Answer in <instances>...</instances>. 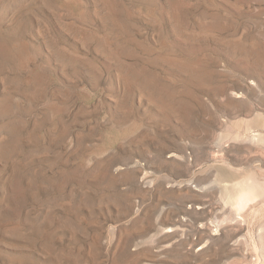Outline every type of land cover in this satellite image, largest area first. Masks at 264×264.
Listing matches in <instances>:
<instances>
[{"label":"rangeland","instance_id":"1","mask_svg":"<svg viewBox=\"0 0 264 264\" xmlns=\"http://www.w3.org/2000/svg\"><path fill=\"white\" fill-rule=\"evenodd\" d=\"M111 2L116 19L133 12L124 47L96 0H26L13 17L0 18V57L6 58L0 79L21 83L18 89L0 80V98L11 94L16 119L27 129L39 123L31 131L38 142L57 134L60 122L67 129L41 153L28 142L31 168L50 177L107 159L106 171L87 177L90 207L71 210L61 205L67 200L49 206L67 197L54 188L25 196L19 207L1 201L0 264H258L264 191L242 211L247 221L235 223L237 209L224 206L214 174L223 163L224 184L242 178L264 184V153L239 135L264 134V0ZM86 30L107 34V53L84 38ZM20 40L34 55L19 69L11 45ZM167 52L193 64L201 80ZM4 162L0 200L8 191ZM43 208L57 222L36 220ZM167 226L173 235L164 232Z\"/></svg>","mask_w":264,"mask_h":264},{"label":"bare ground","instance_id":"2","mask_svg":"<svg viewBox=\"0 0 264 264\" xmlns=\"http://www.w3.org/2000/svg\"><path fill=\"white\" fill-rule=\"evenodd\" d=\"M23 1H26V0H0V18L6 17V16H10V18L13 17L15 10H17V8L22 4ZM96 1H98V4L100 5V12L102 13L101 15H102L103 21L107 24V15H108V17H110V19L112 21V24L115 25L116 30L118 32V35H120V37L118 39L119 43L117 45L124 47V46H122L123 42H121V41H124L125 36L127 37L128 33H130L129 31L131 30L130 29L131 25L129 23L130 21L128 20L127 16L128 17L131 16L133 14V12L131 10L129 12L126 10V12H127V14H125L126 18L121 17L119 19L118 18L116 19L115 14H112L114 12L113 11L114 10V3L111 2V0H96ZM121 9H123V8H121ZM107 11H108V13H107ZM123 11H119V12H123ZM80 17H82V16H80ZM83 34H84V36H86L84 38H86L88 40L91 39L92 41H95V43L99 47H101L105 53H107V34H103V36H100L97 33L90 31V30L83 31ZM126 40H128V37H127V39H125V41ZM6 44L4 43L3 46ZM10 45H11V43H10ZM128 45L130 46V44H128ZM131 45H133V43ZM11 48L15 49L14 51H16L18 53V57H19L18 61H14V67H16V68L19 67V69H20V68H23L27 62H29V61L32 62L34 53L32 50H30V48L28 47V44H26L25 42L20 40L17 45L12 44ZM8 49H9V47H8ZM59 51H61V50H59ZM111 52H112V50H111ZM58 53H60V52H58ZM64 53H63V55H60V58L65 60V61H69V60H67L68 58L67 59L65 58L66 54H64ZM170 53L171 52H167L166 58L173 60L175 63H178L179 65L183 64L180 67H183L184 65H186L184 63L183 59H179L177 57L175 58L174 55H171ZM0 58H2V59H0V73L2 71L4 73V71L6 69V67H5L6 58L4 57V55L1 56ZM169 59H167V60H169ZM72 60H74V62L76 61L74 58ZM72 60H70V61H72ZM187 65H189V64H187ZM187 65L184 66L183 68L186 71H188L191 75H193L198 81H200L202 77L200 78V73L197 72V70L195 69V66H193V64L189 65V66H187ZM8 67H10V66H8ZM3 68H5V69L3 70ZM9 69L11 70V68H9ZM12 71H13V69H12ZM39 76L34 77L35 87H37L38 90L43 91V87L41 85V81H40ZM203 76H205V75H203ZM6 77H7V75L4 76V78L6 80L0 79L2 84L7 83V84H5V86L6 85L8 86L10 84V82H13L14 85L16 86V88H18V89L21 88L20 87L21 83L18 81L17 77L11 76L10 80H9V78H6ZM138 77L140 78L141 76H138ZM0 78H2V77H0ZM147 78H148V76H147ZM131 79H132V77H131ZM13 83H11V85ZM143 84H144V82H143ZM150 90H152V89L150 88ZM10 95L6 94L0 98V120H3L2 122H0V160H4L6 162V166L3 167L4 171H3V174L1 175V177H2V184H3L4 188L6 189V191L8 190L5 197L3 196L2 199L0 200V202L5 201L14 207H19V205L21 204V202L23 200L22 198H24L25 196H27V197L28 196H30V197L34 196L33 198H37L40 192L46 191L47 189H50V188H54L58 192H62V193L66 192L67 197H66V199H63V200L62 199H59V200L55 199L51 203H49V206H50V204L52 206L55 203H59V202L62 203V202H64V200H67V202H65L64 204H61V205H64V207H67V208H69L68 206H70L71 210H77L76 206L81 207V206L87 205L88 207H90V204H92L91 203L92 199L91 198L88 199L87 196H85V194L86 195L90 194L88 192L89 186L87 185V183H88L87 177L88 176H92V177L98 176L99 175L98 170L101 171V169L106 171L107 170V159L104 160V159H97V158L93 157L94 158L93 164L95 163L94 165H89V166H86L83 168V166L81 164L80 165L76 164V166H74L70 169H67V170H62V169L57 170L56 174H54V176H50L51 178L46 176L45 172H43L44 171L43 168H36V169L31 168L32 165H29L28 163L30 162V160H31L30 157H32V155L30 156L28 154V151L25 149V147L28 145V142H32L31 144L36 146L34 150H37L41 153L42 150H44V149L46 150V148H48L49 144L52 145V144H54V141H59V139L63 138V136L66 134V130H67L66 125H64L63 123L60 122V124L58 125V128H57V130H60V131L57 134H54L53 132H48V135H47L48 141L45 143H44V141L38 142L37 141L38 139L34 138L31 131L34 130L38 126L39 123L37 122L38 123L37 124L35 122L34 124H32L33 126L30 129H27V127L25 125L21 124L18 121V119H16V116L14 114L15 109L19 108V106L17 105L16 102L13 101V99H12V97H10ZM158 95H160V94H158ZM29 98H32V97L29 96ZM119 104H121V102ZM239 135L241 136V138L243 140L249 141L251 144H254L255 145L254 148H258L257 150L264 153V134H262L260 131H256L254 129L253 130H247L246 129L244 131L239 132ZM173 155L175 157H177V155H178L179 157L182 158V157H184L185 154L179 155L177 153H173ZM59 158L60 157H58V159ZM260 160H262V158H260ZM60 162L61 161L59 160V163ZM64 163H62V164H64ZM222 164H217L215 167V174H214L215 189L222 196L223 201H224V206L237 209V214L234 217L230 218V220H234L235 223L236 222H239V223L240 222H246L247 220L242 215V211L251 202H254L259 198L261 193L264 191V184L257 182L254 178H242L236 182H232L233 180H227L228 183L224 184L222 181V177L224 176V173L226 174L228 172V168H226L225 166H222ZM52 166H53V163L51 162V164L49 165V168L51 169ZM56 166H57V164H56ZM121 167L122 166L116 167V171L118 174L119 173L124 174V172H125L124 170L121 169ZM136 172H142V170L137 168ZM106 176H107V174H105V177ZM73 183L77 184V188H75V189L73 188V186H74ZM176 184L179 186H184V185L188 184V181L187 182L178 181V182H176ZM68 185H70L71 188L67 189ZM204 187L202 186V188H204ZM195 190L198 191L199 189L197 187H195ZM95 201H96V199L94 200V202ZM98 201L100 202V200H98ZM103 202L107 203V200H105V198H104ZM41 210L42 211L38 214L36 220H38L42 224H45V223L50 224V222L53 223L55 218L52 217V215H51L52 210L49 209L46 211L45 208H43ZM260 210H262V208H260ZM186 212H189V211H186ZM259 216L261 217V219H264V213H261ZM55 222H57V221L55 220ZM40 223H39V225H40ZM220 225H221L220 223L215 224V226H216V228L214 229L215 233L218 232ZM37 226L38 225H36V228H37ZM34 227H32V228H34ZM70 227H72V226L70 225ZM164 229H165L164 232L165 233L167 232L168 236L173 235V233L171 232L172 227L167 226ZM46 237H48V236H46ZM30 239H32V238H30ZM40 240L42 241L41 238H40ZM41 241H40V243H41ZM47 242H48V240H47ZM43 244H45L44 241H43ZM47 246H49V245H47ZM254 249L256 252L259 253V256L261 257V258L258 257V261L256 263L261 264L263 262L262 260L264 259V255H263L264 254V246L254 247ZM242 262H243V264H249V262H247V261L246 262L242 261Z\"/></svg>","mask_w":264,"mask_h":264}]
</instances>
